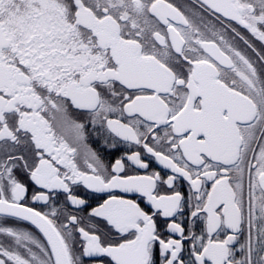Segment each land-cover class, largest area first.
Returning <instances> with one entry per match:
<instances>
[{
  "label": "snow or ice",
  "instance_id": "6c2138e0",
  "mask_svg": "<svg viewBox=\"0 0 264 264\" xmlns=\"http://www.w3.org/2000/svg\"><path fill=\"white\" fill-rule=\"evenodd\" d=\"M249 36L264 45V0H0V264H264ZM94 132L135 150L106 167ZM80 186L107 198L91 206Z\"/></svg>",
  "mask_w": 264,
  "mask_h": 264
},
{
  "label": "flooded vegetation",
  "instance_id": "af4514ba",
  "mask_svg": "<svg viewBox=\"0 0 264 264\" xmlns=\"http://www.w3.org/2000/svg\"><path fill=\"white\" fill-rule=\"evenodd\" d=\"M170 2L174 3L175 5H177L178 7H181V10H186V8H191L193 6V0H170ZM187 14V13H186ZM247 35V33H245ZM250 41L252 42V44L254 45V47L256 48L257 51L261 52L262 54H264V45L261 44L260 41L255 40L254 38L249 36ZM241 49L243 51H245V53L251 58L253 59V61H256V55L255 53H253L250 49L246 48L244 45H240ZM257 66L259 67V64H257ZM89 131H91V129H89ZM113 143L115 144V146H113ZM88 144L89 146L92 148L93 151H95L97 153V155L100 157V160L102 161V163L106 166V167H110L111 165H113L115 163L116 159L121 158L122 156H124L127 152L135 150V146L133 145H128L124 142H120V141H115V142H109L108 138L105 137L102 133H93L88 140ZM81 168L84 167L83 161H79ZM141 174H143V170H140ZM149 171H159L161 174L162 178L167 177V175H170L171 172L168 169H164L162 165H159L158 162L156 161H152L151 162V166ZM177 189L179 191H181V193L187 198L190 196V189L188 186L187 181L184 180H180L177 184ZM34 191L33 188L30 187V193ZM160 191L161 194H167L169 193V189L167 188L166 185H161L160 186ZM78 194L82 197L87 199L88 203L91 206H96L99 203L103 202V199L107 198V194L106 193H93L91 192V190L85 189L83 186H80V188L78 189ZM121 194V193H118ZM121 195H125L126 198H134L137 199L138 202H141V206L144 207L146 204V201H141V198L139 196H132L131 194H121ZM53 202L57 203L58 207H64L65 206V200H64V196L63 195H54L53 197ZM33 207H36L38 210H43V211H47L48 209L46 207H43L41 204H33ZM74 214L80 215V216H87V213L90 209H85V211L83 212H78L76 209H70ZM187 212V209H186ZM184 219V217H177V220H181ZM88 221H85V227H87L88 225ZM91 223H95L98 225V227L101 228V230H107L105 225L103 224V222H99V221H91ZM162 223V222H161ZM185 223H187V221H185ZM8 225L9 226H17V227H28L27 224L23 223V222H15L11 219L8 220ZM188 227H191L190 224L187 225ZM202 227V224H198L197 225V230L199 231L200 228ZM33 231H35L33 229ZM246 237H247V232L242 231L240 236H239V240L237 242L236 245H233L234 248H239L240 244H243L246 241ZM0 239H3V237H0ZM243 255L242 252L237 251V258H240Z\"/></svg>",
  "mask_w": 264,
  "mask_h": 264
}]
</instances>
